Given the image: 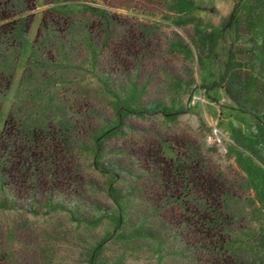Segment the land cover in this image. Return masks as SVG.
<instances>
[{
    "label": "rangeland",
    "instance_id": "rangeland-1",
    "mask_svg": "<svg viewBox=\"0 0 264 264\" xmlns=\"http://www.w3.org/2000/svg\"><path fill=\"white\" fill-rule=\"evenodd\" d=\"M89 8L104 10L114 22L108 26L103 13ZM53 9L69 15L57 28L67 44L62 50L50 39L41 62L63 65L70 106L87 116L83 135L70 143L79 180L74 196L57 195L53 205L46 197L6 201L0 193V264H206L204 238L189 230L187 250L193 251L187 252L169 236L181 212L159 171L171 151H185L190 159L197 154L205 175L233 187L239 204L227 207L234 216L232 238L248 239L262 251L264 195L247 184L236 150L250 138L264 140V0H38L21 67L3 102L0 136L22 64L43 15ZM107 31L113 41L102 51L97 45ZM127 33L145 51L128 69L114 71L112 47L127 41ZM88 38L99 49L93 68ZM132 88L138 91L131 94ZM115 121L118 131L109 124ZM262 142L248 145L264 160ZM155 151L163 156L160 163L142 154Z\"/></svg>",
    "mask_w": 264,
    "mask_h": 264
},
{
    "label": "trees",
    "instance_id": "trees-1",
    "mask_svg": "<svg viewBox=\"0 0 264 264\" xmlns=\"http://www.w3.org/2000/svg\"><path fill=\"white\" fill-rule=\"evenodd\" d=\"M56 6L60 9L65 7V3H58ZM37 7L38 0H0V115L5 96L10 92L21 67L23 52L34 20L33 12ZM58 9L43 15L35 41L31 45L30 55L22 64L16 100L4 121L0 136V193L6 201L46 197L53 205L57 195L67 198L74 196L73 188L79 180L70 162L73 159L70 156L72 153L70 143L74 135H83L87 116L79 109H75V105L70 106V100L67 98L71 88L70 83L62 79L64 75H61L60 69L64 68L63 65L52 60L41 62L43 52L50 46V39H55L56 43L53 46L57 43L62 44V50L67 44V41L58 34L61 31L57 28L60 26V19H66L69 15H63ZM89 9L96 15L103 13L100 15L108 26L111 24L110 21L114 22L112 18L104 16L106 15L104 10ZM64 24L65 28L73 30L75 34L76 26L69 24L67 20ZM147 33L145 39L152 35L151 31ZM127 37V41L114 44L112 47L110 60L114 71L128 69L130 59L141 56L138 52L145 51L141 42L132 34L129 33ZM88 39L93 68L98 65L100 57L98 48L105 51L108 44L113 41V33L107 31L106 39L99 41L97 49ZM151 42L149 38L150 45ZM136 53L138 54L135 56ZM102 78L101 82L104 83L105 79ZM131 90L133 91H130L131 94L138 91L136 88ZM127 96L116 98L123 100ZM256 116L258 118V115ZM109 124L113 130H120L119 122ZM261 138L248 139L247 145L239 146V150L236 151L248 175L247 184L254 185L256 190L264 195L262 168L264 160L257 157L251 148L253 146L248 145L251 142L253 145L262 142ZM93 139L99 140L98 131L93 135ZM262 143L264 145V140ZM168 144L165 143V150L170 151ZM181 147L185 149L183 145ZM142 154L149 162L160 163L163 160V156L159 157L158 151ZM170 154L172 155L167 159L169 162L162 163L164 167L160 169L159 174L164 186L170 187L173 191L171 197L175 199L181 213L174 220L177 221V225L174 222V225L171 224L169 236L173 240L177 238L175 242L183 244L187 252L189 241L186 242L185 236L189 230L194 235L204 238L203 248L208 256L206 264H264V246L261 251V247L255 246L248 239L243 241L232 238L234 226L230 222L234 221V216L230 209L239 204L235 201L237 197L234 192H230L234 190L233 187L221 183V179L214 174L205 175V169L196 159L197 154L192 155V159L186 157L189 153L185 151L181 154L171 151ZM242 188L244 187L241 186ZM178 190L180 191L176 192ZM188 191L198 196L203 194V197H199L202 203L195 198L196 196L186 194ZM4 200H1L2 204L6 203ZM188 214L191 216L188 217ZM114 223L117 228L122 221L118 219ZM261 240L264 242V238ZM191 251L193 249L189 252ZM261 253L263 255L260 256Z\"/></svg>",
    "mask_w": 264,
    "mask_h": 264
}]
</instances>
